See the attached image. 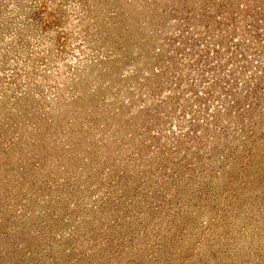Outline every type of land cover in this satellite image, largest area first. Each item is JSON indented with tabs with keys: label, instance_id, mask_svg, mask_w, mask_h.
<instances>
[{
	"label": "rangeland",
	"instance_id": "1",
	"mask_svg": "<svg viewBox=\"0 0 264 264\" xmlns=\"http://www.w3.org/2000/svg\"><path fill=\"white\" fill-rule=\"evenodd\" d=\"M0 264H264V0H0Z\"/></svg>",
	"mask_w": 264,
	"mask_h": 264
}]
</instances>
